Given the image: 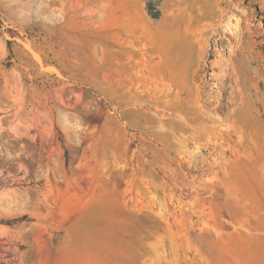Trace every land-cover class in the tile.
<instances>
[{
    "label": "rangeland",
    "instance_id": "rangeland-1",
    "mask_svg": "<svg viewBox=\"0 0 264 264\" xmlns=\"http://www.w3.org/2000/svg\"><path fill=\"white\" fill-rule=\"evenodd\" d=\"M95 233L264 264V0H0V264Z\"/></svg>",
    "mask_w": 264,
    "mask_h": 264
},
{
    "label": "crops",
    "instance_id": "crops-1",
    "mask_svg": "<svg viewBox=\"0 0 264 264\" xmlns=\"http://www.w3.org/2000/svg\"><path fill=\"white\" fill-rule=\"evenodd\" d=\"M53 237V236H51ZM60 243L43 244L34 264H129L120 255L121 234H65Z\"/></svg>",
    "mask_w": 264,
    "mask_h": 264
},
{
    "label": "trees",
    "instance_id": "trees-1",
    "mask_svg": "<svg viewBox=\"0 0 264 264\" xmlns=\"http://www.w3.org/2000/svg\"><path fill=\"white\" fill-rule=\"evenodd\" d=\"M151 15H152L153 17L157 18V17H159L160 12L157 10V11H155V12H151Z\"/></svg>",
    "mask_w": 264,
    "mask_h": 264
}]
</instances>
